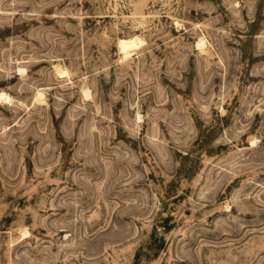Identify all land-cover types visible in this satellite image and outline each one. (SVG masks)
<instances>
[{
	"label": "rangeland",
	"instance_id": "rangeland-1",
	"mask_svg": "<svg viewBox=\"0 0 264 264\" xmlns=\"http://www.w3.org/2000/svg\"><path fill=\"white\" fill-rule=\"evenodd\" d=\"M1 93L0 264H264V0H0Z\"/></svg>",
	"mask_w": 264,
	"mask_h": 264
},
{
	"label": "bare ground",
	"instance_id": "bare-ground-1",
	"mask_svg": "<svg viewBox=\"0 0 264 264\" xmlns=\"http://www.w3.org/2000/svg\"><path fill=\"white\" fill-rule=\"evenodd\" d=\"M142 45V41L138 37H131L129 39H121L118 42V50L122 55V59L126 60L128 59L131 54L133 53L132 51L138 49ZM203 45V42L200 41L197 45L198 48H201ZM41 97V94H39ZM10 97L9 95L5 93H1L0 95V101H4L5 103L10 102Z\"/></svg>",
	"mask_w": 264,
	"mask_h": 264
}]
</instances>
